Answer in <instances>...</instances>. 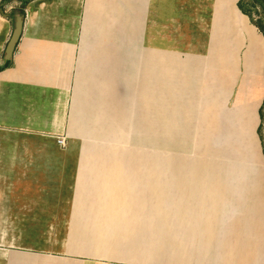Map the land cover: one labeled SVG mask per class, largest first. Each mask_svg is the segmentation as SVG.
I'll use <instances>...</instances> for the list:
<instances>
[{"label":"crops","instance_id":"1","mask_svg":"<svg viewBox=\"0 0 264 264\" xmlns=\"http://www.w3.org/2000/svg\"><path fill=\"white\" fill-rule=\"evenodd\" d=\"M240 1L0 0V264H264Z\"/></svg>","mask_w":264,"mask_h":264},{"label":"trees","instance_id":"2","mask_svg":"<svg viewBox=\"0 0 264 264\" xmlns=\"http://www.w3.org/2000/svg\"><path fill=\"white\" fill-rule=\"evenodd\" d=\"M13 0H5V2L10 3ZM22 1V0H20ZM23 2V1H22ZM27 2V0L25 1ZM23 2V3H25ZM261 6L262 9H264V0H241L239 2L240 9L247 15L250 16L252 22L261 30V32L264 34V20H256L254 16V9L257 10ZM10 62L8 61L6 66H9ZM4 67V68H5ZM3 69L0 67V70ZM260 117H261V124L259 126V135L262 141L263 149H264V135H263V127H264V101L260 108Z\"/></svg>","mask_w":264,"mask_h":264},{"label":"water","instance_id":"3","mask_svg":"<svg viewBox=\"0 0 264 264\" xmlns=\"http://www.w3.org/2000/svg\"><path fill=\"white\" fill-rule=\"evenodd\" d=\"M24 13L21 10H16L14 13V30L12 32L11 38L6 46L5 51V60L9 61L13 57V53L16 49V46L20 40L23 25H24Z\"/></svg>","mask_w":264,"mask_h":264},{"label":"rangeland","instance_id":"4","mask_svg":"<svg viewBox=\"0 0 264 264\" xmlns=\"http://www.w3.org/2000/svg\"><path fill=\"white\" fill-rule=\"evenodd\" d=\"M18 1H20V0H18ZM22 1L25 2L26 0H22ZM10 6L11 5H9V4L5 5V7L4 6L2 7V9L4 10V12H9L10 15L12 16L13 12L11 11ZM12 6H14V7L16 6L17 8H19L21 5L18 6V4L16 5L15 3H13ZM254 11H255L254 16H255L256 20H260V19L264 20V9H262L261 6L257 10L254 9ZM1 17L3 18V16H1ZM263 135H264V127H263Z\"/></svg>","mask_w":264,"mask_h":264},{"label":"built area","instance_id":"5","mask_svg":"<svg viewBox=\"0 0 264 264\" xmlns=\"http://www.w3.org/2000/svg\"><path fill=\"white\" fill-rule=\"evenodd\" d=\"M58 142H59V144H64V139H63V138H60V139L58 140Z\"/></svg>","mask_w":264,"mask_h":264}]
</instances>
